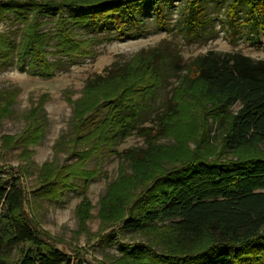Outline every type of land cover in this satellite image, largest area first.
<instances>
[{
  "label": "trees",
  "instance_id": "16d2710c",
  "mask_svg": "<svg viewBox=\"0 0 264 264\" xmlns=\"http://www.w3.org/2000/svg\"><path fill=\"white\" fill-rule=\"evenodd\" d=\"M130 2L0 0V17L10 15L20 25L16 40L0 32V66L15 61L27 74L47 78L56 68L49 56L75 59L91 54L93 40L80 37L73 26L111 29L124 38L126 17L133 21ZM225 5L228 16L239 12L254 36L264 37V0H228ZM63 10L74 14H59L54 29L43 31L40 17ZM182 14L189 27H199L206 13L200 0H186ZM171 60L169 53L154 47L107 76L87 81V98L75 102L70 142L59 144L83 148H68L77 155L70 166L39 169V187L31 195L56 199L62 190L92 178L94 173L85 172L84 164L137 130ZM184 70L172 91L171 108L158 117L154 134L147 135L148 148L121 154L136 173H123L111 184L100 203L99 215L109 216L103 225L116 220L112 226L146 236L148 245H121L124 264H264V152L256 146L264 143V59L207 52ZM235 105L237 110L231 112ZM207 116L223 126V150L234 152L236 160L207 159L214 152L202 140ZM27 131L13 143H29L38 136L35 126ZM141 131L150 134L152 129ZM161 136L173 137L174 145L157 144ZM191 141L194 149L187 145ZM5 173L0 167V264H84L54 247L27 215L21 173ZM87 210L83 201L77 213L80 221Z\"/></svg>",
  "mask_w": 264,
  "mask_h": 264
},
{
  "label": "rangeland",
  "instance_id": "374dc122",
  "mask_svg": "<svg viewBox=\"0 0 264 264\" xmlns=\"http://www.w3.org/2000/svg\"><path fill=\"white\" fill-rule=\"evenodd\" d=\"M227 1L200 0L205 18L201 26L189 27L182 14L186 0H132L127 8L133 21L126 17L124 38L115 36L111 29L94 31L90 27L73 26L80 37L93 40L91 54L75 59L60 54L49 56L47 59L56 65L51 76L29 75L15 61L12 65L0 66V167L6 169L5 174L21 173V183L29 202L25 211L51 238L54 247L73 259L78 257L84 264H124L121 245H148L145 235L125 231L119 224L112 226L115 219L104 226L109 216L99 215L100 203L121 174L136 173L121 154L127 150L141 152L148 148L147 135L154 134L158 117L171 108L172 91L182 80L189 62L207 52H237L252 59H264V37L254 36L253 28L239 12L233 17L228 16L224 8ZM61 13L63 16L74 14L63 10L42 15V30L51 32ZM19 29L20 25L12 16L0 17V32L8 33L12 40L17 39ZM154 47L169 53L172 62L165 70L163 85L142 113L137 130L124 140L115 141L104 155L88 159L82 167L85 172L94 173L88 181H80L75 188L62 190L56 199L33 197L31 191L39 187V169L70 166L75 163L77 155L71 154L68 148L77 152L83 148L82 145L75 147L72 142L67 148H60L59 144L70 142L75 102L87 98L84 92L87 81L97 75L107 76L109 70L124 67L140 51ZM237 108L235 105L230 111ZM105 111L101 110L100 115ZM206 118L202 140L214 147L207 159L236 160L238 156L234 152L223 150V126L209 116ZM29 125L38 129V136L29 143H13L14 138H23L27 134ZM143 128L152 131L150 134L138 132ZM174 143L171 136H161L157 140V144L163 146ZM187 145L191 149L196 147L192 141ZM256 146L264 152V143ZM84 147L88 149V146ZM83 201L87 202L88 210L82 222L77 213Z\"/></svg>",
  "mask_w": 264,
  "mask_h": 264
}]
</instances>
